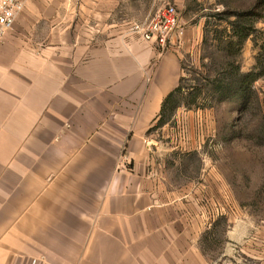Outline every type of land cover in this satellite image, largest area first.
I'll list each match as a JSON object with an SVG mask.
<instances>
[{
	"label": "crops",
	"instance_id": "obj_1",
	"mask_svg": "<svg viewBox=\"0 0 264 264\" xmlns=\"http://www.w3.org/2000/svg\"><path fill=\"white\" fill-rule=\"evenodd\" d=\"M22 1L0 44V264H223L207 234L244 237L224 159L149 133L183 78L181 18L160 52L126 33L152 17L134 0ZM184 157L201 169L182 182Z\"/></svg>",
	"mask_w": 264,
	"mask_h": 264
},
{
	"label": "rangeland",
	"instance_id": "obj_2",
	"mask_svg": "<svg viewBox=\"0 0 264 264\" xmlns=\"http://www.w3.org/2000/svg\"><path fill=\"white\" fill-rule=\"evenodd\" d=\"M262 1L134 0V13L149 12L151 16L168 5L175 6L189 32L181 49L182 92L167 107L166 121H170L151 135L165 148L180 140L200 138L203 149L214 159H224L232 196L238 201L230 211L239 220L244 237L233 243L226 236L225 222L207 234L204 251L223 264H258L246 255L259 244L264 248V76L252 83L248 98L242 89L243 76L260 72L257 58L261 50L256 40L262 44L264 38V3L258 11L256 5ZM240 14L248 17L238 19ZM256 14L262 17L256 19ZM242 28L251 35L240 46L237 32ZM190 111L201 112L208 119L183 114ZM200 169L197 157H184L175 176L182 182L191 181ZM226 251L229 256L223 257Z\"/></svg>",
	"mask_w": 264,
	"mask_h": 264
},
{
	"label": "built area",
	"instance_id": "obj_3",
	"mask_svg": "<svg viewBox=\"0 0 264 264\" xmlns=\"http://www.w3.org/2000/svg\"><path fill=\"white\" fill-rule=\"evenodd\" d=\"M22 0H0V44L13 29L17 18L24 11ZM180 14L175 6H166L154 16L143 22L130 23L128 35L139 36L147 43L154 45L160 52H165L180 45Z\"/></svg>",
	"mask_w": 264,
	"mask_h": 264
},
{
	"label": "trees",
	"instance_id": "obj_4",
	"mask_svg": "<svg viewBox=\"0 0 264 264\" xmlns=\"http://www.w3.org/2000/svg\"><path fill=\"white\" fill-rule=\"evenodd\" d=\"M263 3L264 1L262 2H258L257 5H256V11H258V8H262L263 7ZM248 17V14H244L243 16L240 14L238 15V19H246ZM262 15L261 14H256V19H259L261 18ZM243 30L237 32L238 34V37H239V44L240 46H242L244 44V42L246 40L249 39L250 37V33L247 32L244 28H242ZM259 40H256V46L260 47V50L261 52L259 53L258 55V58H257V68L258 70L260 69V72H256V73H250L246 76H243L242 77V89H244V92H245V96L246 98H248V95L252 93V90H251V85L252 83H254L255 81H257L259 78H261L262 76H264V38H261L260 39V43L262 44H259L258 42ZM182 82H183V78H182V81H181V84L179 86V88L174 92L172 93L163 103V108H162V113H161V117H160V120L158 122V124L156 126H154L150 131L149 133L151 134V132L156 129V128H160L162 127L163 125L166 124V122L170 121H166V113H167V107L170 103V101L177 95V94H180L182 92Z\"/></svg>",
	"mask_w": 264,
	"mask_h": 264
}]
</instances>
